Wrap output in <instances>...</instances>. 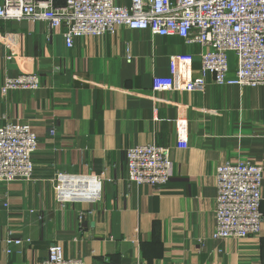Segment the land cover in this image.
I'll use <instances>...</instances> for the list:
<instances>
[{
    "label": "crops",
    "instance_id": "0c3cea01",
    "mask_svg": "<svg viewBox=\"0 0 264 264\" xmlns=\"http://www.w3.org/2000/svg\"><path fill=\"white\" fill-rule=\"evenodd\" d=\"M202 50L123 26L66 47L45 21L0 20V86L20 73L40 79L36 91H0V126L26 124L38 140L32 178L0 183V264H39L55 243L86 264H264V84L207 76L186 89ZM150 143L170 149L171 177L128 183L127 149ZM238 161L263 168V221L257 235L217 239L215 169ZM59 172L98 176L100 199L59 201Z\"/></svg>",
    "mask_w": 264,
    "mask_h": 264
},
{
    "label": "built area",
    "instance_id": "2783aa9c",
    "mask_svg": "<svg viewBox=\"0 0 264 264\" xmlns=\"http://www.w3.org/2000/svg\"><path fill=\"white\" fill-rule=\"evenodd\" d=\"M129 6L113 0H1L0 20L45 21L48 32L61 33L66 47L74 38L114 34L120 26L148 30L153 35H177L186 45H199V76L185 83L189 90L202 89L206 77L218 86H256L264 84V0H131ZM230 54L235 57L230 74ZM126 59H130L127 54ZM158 87H169L160 82ZM36 73L5 77L0 91H36ZM37 136L22 123L0 126V183L30 180L32 155ZM126 179L136 185L162 187L172 175L169 148L141 144L126 151ZM263 168L247 161L226 162L215 169L214 201L217 239H240L260 232V186ZM92 181V189L90 188ZM77 182L79 185H74ZM101 179L96 175L57 173L54 190L61 201H97ZM65 192L87 193L86 198L65 196ZM19 244V239H7ZM9 252V250H7ZM39 264H86L82 259L65 257L60 244L47 248ZM135 264H141L136 262Z\"/></svg>",
    "mask_w": 264,
    "mask_h": 264
},
{
    "label": "bare ground",
    "instance_id": "6f19581e",
    "mask_svg": "<svg viewBox=\"0 0 264 264\" xmlns=\"http://www.w3.org/2000/svg\"><path fill=\"white\" fill-rule=\"evenodd\" d=\"M74 185L77 186V185H79V183L75 182ZM89 185H90V188L92 189V186H93L92 181H90ZM65 196L66 197H70V198L82 199V198H86L87 193H84V194H82V193L72 194L71 192H65Z\"/></svg>",
    "mask_w": 264,
    "mask_h": 264
},
{
    "label": "rangeland",
    "instance_id": "374dc122",
    "mask_svg": "<svg viewBox=\"0 0 264 264\" xmlns=\"http://www.w3.org/2000/svg\"><path fill=\"white\" fill-rule=\"evenodd\" d=\"M159 146H161V145H159ZM164 147H167V146H164ZM169 155H170V149H169ZM128 181V180H127ZM129 183V182H128ZM214 201H215V199H214ZM215 212V211H214Z\"/></svg>",
    "mask_w": 264,
    "mask_h": 264
}]
</instances>
